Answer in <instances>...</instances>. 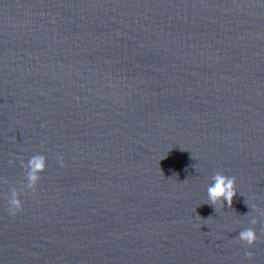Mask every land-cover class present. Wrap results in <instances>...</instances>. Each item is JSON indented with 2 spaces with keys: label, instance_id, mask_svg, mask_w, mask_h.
I'll return each instance as SVG.
<instances>
[{
  "label": "water",
  "instance_id": "obj_1",
  "mask_svg": "<svg viewBox=\"0 0 264 264\" xmlns=\"http://www.w3.org/2000/svg\"><path fill=\"white\" fill-rule=\"evenodd\" d=\"M0 264H264V0H0Z\"/></svg>",
  "mask_w": 264,
  "mask_h": 264
},
{
  "label": "clouds",
  "instance_id": "obj_2",
  "mask_svg": "<svg viewBox=\"0 0 264 264\" xmlns=\"http://www.w3.org/2000/svg\"><path fill=\"white\" fill-rule=\"evenodd\" d=\"M28 179L30 181V187L35 191L39 184V175L30 173ZM237 192L236 178L218 171L212 175L211 183L207 186L206 202L219 208H223L225 202H227L228 207H231ZM9 205V211L12 215L17 214L23 208V202L21 200H13ZM252 223L255 225L258 221L254 219ZM257 239L255 228H247L239 233V241L243 242L249 248L254 247ZM246 255L251 258L253 254L249 251Z\"/></svg>",
  "mask_w": 264,
  "mask_h": 264
}]
</instances>
